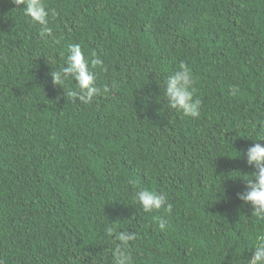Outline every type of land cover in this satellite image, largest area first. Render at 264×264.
Instances as JSON below:
<instances>
[{"label": "trees", "instance_id": "obj_1", "mask_svg": "<svg viewBox=\"0 0 264 264\" xmlns=\"http://www.w3.org/2000/svg\"><path fill=\"white\" fill-rule=\"evenodd\" d=\"M44 3L41 37L0 0V264H114L120 231L131 264H248L264 221L237 199L255 168L236 151L264 143V0ZM71 44L103 62L88 104L73 76L52 84ZM181 62L195 118L164 95ZM144 188L171 210L144 212Z\"/></svg>", "mask_w": 264, "mask_h": 264}, {"label": "clouds", "instance_id": "obj_2", "mask_svg": "<svg viewBox=\"0 0 264 264\" xmlns=\"http://www.w3.org/2000/svg\"><path fill=\"white\" fill-rule=\"evenodd\" d=\"M16 5H23V12L30 21L39 25L41 28L40 35L44 37L51 34L48 27V11L44 0H13ZM95 54H93L94 56ZM67 67L61 68L59 71L50 73L52 84L54 86L63 87L69 75L74 77L75 88L69 89L65 95L71 100H79L84 104L90 103L94 97L101 93V89L96 85L95 75L89 70V64L92 66L102 65L99 58L86 57L79 44H71L68 47V56L66 59ZM194 80L192 73L187 66L181 62L178 69L170 74L165 81L164 95L167 105L170 109L182 112L185 116H199V101H194ZM104 92L108 89L105 87ZM256 141H264V138ZM236 158L241 155L246 157L249 166H254L255 172L251 175L238 174L239 179H243L246 183V191L237 193V199L242 202L243 206L251 207V215L258 220L264 221V143H254L242 153L236 151ZM235 158V159H236ZM134 199L136 203L146 213L159 211L167 206L171 210V205L167 202V197L163 193L144 188L135 192ZM165 222H159V228L165 229ZM114 231L112 227L107 228V232L111 234ZM119 243L113 252L114 264H131L132 257L128 252V245L137 239V234L133 231H120L116 237ZM252 254L248 259V264H264V232H259L254 237L252 245Z\"/></svg>", "mask_w": 264, "mask_h": 264}]
</instances>
